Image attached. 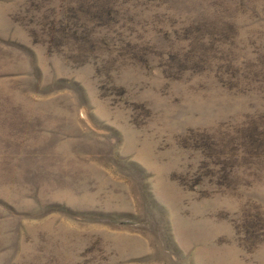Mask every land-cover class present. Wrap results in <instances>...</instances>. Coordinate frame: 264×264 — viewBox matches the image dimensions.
Masks as SVG:
<instances>
[{
  "label": "rangeland",
  "instance_id": "rangeland-1",
  "mask_svg": "<svg viewBox=\"0 0 264 264\" xmlns=\"http://www.w3.org/2000/svg\"><path fill=\"white\" fill-rule=\"evenodd\" d=\"M0 264H264V0H0Z\"/></svg>",
  "mask_w": 264,
  "mask_h": 264
}]
</instances>
